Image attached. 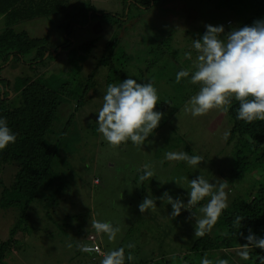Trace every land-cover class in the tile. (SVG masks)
I'll use <instances>...</instances> for the list:
<instances>
[{
  "label": "rangeland",
  "instance_id": "rangeland-1",
  "mask_svg": "<svg viewBox=\"0 0 264 264\" xmlns=\"http://www.w3.org/2000/svg\"><path fill=\"white\" fill-rule=\"evenodd\" d=\"M59 1L64 8L58 13L19 22L12 30L31 39L44 40L49 50L44 60L31 64L25 57L19 63L11 56L0 66V79L11 82L13 92L7 98L13 100L12 107L18 104L14 88L25 79H40L47 85L70 80L71 89L79 91L76 99L83 100L82 108L76 111L75 100L64 99L59 108L61 122L57 129L60 134L72 114L77 115V127L85 143L79 149L81 153L69 160L75 165L74 173L79 180L69 193L60 195L58 206L49 207L53 220L63 229L44 218L41 206H34L35 213L42 218L30 212V234L20 231L15 235L18 244L9 256V264H100L101 260L93 262L88 254L77 251L74 244L83 222L89 223L92 218L120 228L114 241H109L106 234L97 235L95 230L79 238L86 241L94 234L104 254L124 247L125 255L131 252L134 256L131 264H155L152 262L162 258L172 260L184 254L196 241L195 220L188 210L186 216L181 213L179 217H171L172 206L156 200L157 197L167 191L174 199L187 203L189 181L199 175L210 183L222 180L226 185L228 206L236 196L248 193L249 185L239 182L230 185V179L223 178L222 173L227 174L231 169L232 161L227 160L233 152V147H228L223 138L224 132L231 129L228 114L213 109L194 118L182 111L199 86L191 84L190 77L176 82L180 70H191L196 57L193 39L203 36L206 25H223L226 35L240 27L245 10L236 2L225 5L220 0H162L155 4L153 0L150 4L146 0ZM229 21L233 22L232 26H228ZM5 23L7 20L0 19V35L6 31ZM86 44L91 47L82 49ZM188 52L192 53L191 60L185 55ZM110 55L114 67L111 69L102 61ZM83 58L86 61L79 63ZM89 75L94 76L92 84L95 86L85 94L81 89ZM129 76L139 83L151 81L158 90L159 105L171 101L175 115L163 116L159 127L142 147L130 140L113 147L102 134L94 135L90 129L97 124V113L103 105L107 86L118 84ZM155 111H159L158 107ZM54 138L51 136V141ZM184 144L190 147V155L203 156L204 161L199 166L194 168L183 161L160 163L166 152H184ZM171 145L176 147L170 148ZM164 146L168 147L165 153L161 150ZM70 148L77 149L73 145ZM145 163L153 166L155 176L138 183L142 173L137 169H142ZM13 173L14 168L5 171L6 185L11 183ZM2 190L0 187V198ZM149 195L156 200L155 211L141 213L139 205ZM205 203L207 198L193 211L198 212ZM89 208L92 211L86 221L84 217ZM19 217L14 209H0V241L8 240ZM84 230H91V226ZM207 233L213 235L212 229ZM129 243L135 244V248L128 249ZM235 262L242 264L238 259Z\"/></svg>",
  "mask_w": 264,
  "mask_h": 264
},
{
  "label": "trees",
  "instance_id": "trees-1",
  "mask_svg": "<svg viewBox=\"0 0 264 264\" xmlns=\"http://www.w3.org/2000/svg\"><path fill=\"white\" fill-rule=\"evenodd\" d=\"M146 1L148 4L151 3V0ZM153 1L155 4L156 1L162 0ZM220 1L225 5L227 2H236L245 10V15L241 16L240 27L251 26L257 20H264V0ZM60 8L64 7L59 0H0V19L7 20L6 31L0 35V66L6 64L11 56L19 63L25 57L30 59L31 64L42 62L49 51L44 45V40L31 39L24 33H15L12 30L19 22L32 20L36 16L56 14ZM228 23V26L233 25L231 21ZM68 43L66 42L67 46H70ZM90 47L91 44H86L82 49ZM57 50L53 54H56ZM49 55L52 56V54ZM111 57L110 55L102 59L110 69L114 68ZM85 61L86 59L83 58L79 60V63L83 64ZM93 79L92 75L87 77L81 89L83 93L89 94L92 91L95 86L92 84ZM125 79L127 78L123 80ZM0 84L2 86L0 87V117L7 119L8 126L17 135L15 143L9 144L5 150L0 151V187L3 189L0 209L5 211L14 209L20 214L10 231L8 240L0 241V264H9V256L18 244L14 240L15 235L20 231L30 234L29 222L32 220L30 212L35 213L34 206H41L45 213L44 218L63 229V226L53 220L49 207L58 206L61 202L60 195L69 193L79 180L74 173L75 165L70 160L81 153L82 150L79 151V149H82L85 139L82 138L81 130L77 127L75 113L62 128L61 133L57 131L61 122L58 118L59 108L64 99L75 100L76 111L83 106V100L76 99L79 91L76 93L71 89L70 80L64 82L58 80L53 85H47L40 79H25L17 83L18 86L14 88L18 104L13 107L10 105L13 100L7 98L13 92L10 90L11 82L0 79ZM157 107L159 112L164 113L167 118L175 115L171 101L162 102L160 105L158 103ZM237 108L238 102L233 100L226 112L231 121L230 135L226 145L233 147V152L227 160L229 163L232 161L231 169L227 174L224 172L222 174L227 181L228 178L230 179L228 182L230 185L237 182L249 185L248 193L245 196H236L230 206L222 211L217 223L212 227L213 235L206 232L204 236L197 238L184 254H179L172 260L162 258L152 263L201 264L202 260L207 258L213 264L221 259L227 260L228 264H237L236 259L241 260L242 264H264V250L260 248L249 247L247 260L240 255L245 250L244 244L247 243L245 237L249 234V230L258 237L264 238V121L246 123L238 120ZM97 129L96 124L90 131H93L95 135L98 133ZM51 136L56 137L55 141L54 139L51 141ZM80 137L82 140L79 139ZM71 145L77 149L70 148ZM175 147L170 146V148ZM161 150L165 153L168 147L164 146ZM189 151H191L190 147L186 146L184 152L189 154ZM9 168H14V173L11 183L6 185L3 176ZM142 188L143 193L146 194L145 186ZM90 211H92L91 208L85 213L86 221L90 217ZM181 213L184 216L188 214L186 210H182ZM35 215L42 218L39 213ZM237 216L244 217L240 229L233 226ZM83 226H90V222H83L82 228L78 230L77 238H75L78 241L74 242L75 249L88 254L89 259L97 262L103 255L81 251L82 245L90 244V235L86 241L79 238L94 230L92 228L84 230ZM96 239L98 242L97 236ZM99 245L104 254L102 245L100 243ZM131 263L130 261L129 264Z\"/></svg>",
  "mask_w": 264,
  "mask_h": 264
},
{
  "label": "clouds",
  "instance_id": "clouds-1",
  "mask_svg": "<svg viewBox=\"0 0 264 264\" xmlns=\"http://www.w3.org/2000/svg\"><path fill=\"white\" fill-rule=\"evenodd\" d=\"M196 52L191 70L182 69L176 74V82L189 78V82L198 85V92L185 103L182 111L191 114L194 118L208 114L210 110L227 112L232 101L238 102L237 119L252 123L264 121V20H257L251 26L234 28L225 35L223 25H206V32L200 39H193ZM191 60L192 53L185 54ZM12 95V94H11ZM158 90L154 84L139 83L129 78L118 84H109L103 95V105L98 111L96 123L97 131L110 146L117 147L129 140L137 147H142L150 135L159 127L164 113L155 111L158 104ZM230 133L225 131L223 138L227 140ZM17 135L8 126L7 119L0 117V151L9 144L16 142ZM183 161L191 167L199 166L203 156L189 155L187 152H166L160 161ZM138 183L153 179L155 172L151 164L145 163ZM179 185V181L176 182ZM226 185L222 180L210 183L203 175L189 181L188 201L173 198L165 191L157 199L172 206L171 217L181 215L182 210L192 213L195 220V237L199 238L211 231L217 223L222 211L227 208ZM207 198V203L199 207L198 212L193 209ZM156 200L146 196L139 205L141 213L155 211ZM242 216H237L233 226L240 229ZM90 226L97 235L106 234L109 241H114L118 226L111 222H101L95 218L90 220ZM243 236V233L240 232ZM244 251L240 253L245 260L249 258V247L264 250V238L258 237L251 230L245 237ZM128 249H134L135 244L129 243ZM94 249L82 245L81 251ZM125 259L132 261L131 252L125 255V248L103 254L100 264H125ZM201 264H213L207 258ZM216 264H228L227 260H218Z\"/></svg>",
  "mask_w": 264,
  "mask_h": 264
},
{
  "label": "built area",
  "instance_id": "built-area-1",
  "mask_svg": "<svg viewBox=\"0 0 264 264\" xmlns=\"http://www.w3.org/2000/svg\"><path fill=\"white\" fill-rule=\"evenodd\" d=\"M89 242H90V244L85 245V246H89V247L93 248L94 250L93 251H84V252H87V253H90V254H94V253H97V254H100V255L103 254L102 253V248L99 245V243L97 242V239H96L95 235H90L89 236Z\"/></svg>",
  "mask_w": 264,
  "mask_h": 264
}]
</instances>
